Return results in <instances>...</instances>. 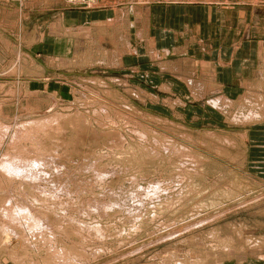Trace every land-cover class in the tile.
Here are the masks:
<instances>
[{"label": "rangeland", "instance_id": "obj_1", "mask_svg": "<svg viewBox=\"0 0 264 264\" xmlns=\"http://www.w3.org/2000/svg\"><path fill=\"white\" fill-rule=\"evenodd\" d=\"M252 23L264 0H0V264H264V78L212 83Z\"/></svg>", "mask_w": 264, "mask_h": 264}, {"label": "crops", "instance_id": "obj_2", "mask_svg": "<svg viewBox=\"0 0 264 264\" xmlns=\"http://www.w3.org/2000/svg\"><path fill=\"white\" fill-rule=\"evenodd\" d=\"M255 25L258 26V24ZM248 30H252L250 37L243 39L239 44L237 32L229 34V42H226V49L223 51L225 58L221 63L225 80L211 81L213 85L216 84L214 87L221 85L224 89L239 90L252 85L260 76L264 78V28H254L252 23L251 29ZM231 46H234L235 51L231 50ZM237 53H243L245 58L238 61ZM261 129L260 132L253 133L251 137L252 160L256 163H264V125ZM257 152L261 153L259 157ZM260 163L259 165H261Z\"/></svg>", "mask_w": 264, "mask_h": 264}, {"label": "bare ground", "instance_id": "obj_3", "mask_svg": "<svg viewBox=\"0 0 264 264\" xmlns=\"http://www.w3.org/2000/svg\"><path fill=\"white\" fill-rule=\"evenodd\" d=\"M140 32H141V31H140ZM262 72H263V71H262ZM255 113H256V112H255ZM254 116L256 117V115H254ZM47 118H48V117H47ZM255 121H256V120H255ZM249 123H250V122H249ZM172 124H173V123H172ZM40 126H41V125H40ZM51 126H52V125H51ZM58 129H59V128H58ZM146 130H147V129H146ZM14 135H15V134H14ZM150 135H151V134H150ZM11 159H12V158H11ZM7 162H8V161H7ZM9 162H10V161H9ZM37 162H39V161H37ZM46 163H47V162H46ZM6 166H7V165H6ZM15 166H16V165H15ZM20 166H21V165H20ZM3 167L6 168L5 170L7 171V173H11V174H12V173H19V172H20L18 168H14V166H13V168H14V169H13V168L11 167V165H10V166H7V167H5V166H3ZM17 167H18V166H17ZM24 167H25V166H24ZM26 167H27V166H26ZM20 168H22V167H20ZM2 169H3V168H2ZM26 171H27V170H26ZM27 172H28V171H27ZM24 174H25V173H24ZM96 175H97V174H96ZM23 176H24V175H23ZM37 176H38V175H37ZM23 178H24V177H23ZM28 179H29V178H28ZM9 180H10V179H9ZM32 183H33V182H32ZM54 193H55V192H54ZM49 197H50V196H49ZM28 204H29V203H28ZM24 207H25V206H24ZM30 207H31V206H30ZM19 210H20V209H19ZM19 210H18V211H19ZM21 211H22V214H23V215H24V214H25L26 216H27L28 214L30 215L29 217H30V219H31L32 221H31V225L29 224V226H31V227H32V226H33V227H36V226H37V227H38V226H42V223H41V222H42L43 219L40 221V220H39V219H40V218H39L40 216L38 217V218H39V219H38V218L36 217V215H33V213H32L33 211H32V210H30V211H32V212H31L32 214L30 213L29 209H27V208L23 209V207H22ZM23 212H24V213H23ZM16 213H17V212H16ZM14 215H15V214H14ZM16 215H17V214H16ZM19 215H21V214L19 213ZM25 215H24V216H25ZM17 216H18V215H17ZM17 216H16V217H17ZM21 216H22V215H21ZM16 217H15V218H16ZM18 217H19V216H18ZM22 217H23V216H22ZM41 217H42V216H41ZM8 219H9V218H8ZM20 219H21V217H20ZM28 219H29V218H28ZM44 219H47V218L44 217ZM11 220H12V219H11ZM18 220H19V218H18ZM25 220H26V219H24L23 221H25ZM9 221H10V220H9ZM15 221H16V220H15ZM45 221H46V220H45ZM12 222H13V221H12ZM18 222H19V221H18ZM26 222H27V221H26ZM3 223H4V222H3ZM15 223H17V222H15ZM27 223H30V222H27ZM43 223H44V222H43ZM46 223H47V222H46ZM46 223H45V225H46ZM19 224H20V223H19ZM25 225L28 226V224H26V223H25ZM5 226H6V225H5ZM11 226H12V225H11ZM49 226H50V225H49ZM3 227H4V226H3ZM6 227H7V226H6ZM6 227H5V228H6ZM37 227H36V228H37ZM10 228H11V227H10ZM17 228H18V227H17ZM40 228H41V227H39V228H37V229H40ZM45 228H47V227H45ZM32 229H33V228H32ZM34 229H35V228H34ZM34 229H33V231H34ZM37 229H36V231H37ZM4 230H5V229H4ZM4 230H3V232H5V231L7 232V231H9V228H6L5 231H4ZM40 230H41V229H40ZM42 230H45L44 227H43ZM38 231H39V230H38ZM1 232H2V231H1ZM9 232H10V231H9ZM12 233H13V232H12ZM43 233H44V232H42V234H43ZM3 234H4V233H3ZM5 234H7V233H5ZM38 234H39V233H38ZM40 235H41V233H40ZM43 235H45V234H43ZM43 235H42V236H43ZM4 236H5V235H4ZM51 236H52V234H51ZM7 237H8V236H7ZM9 237H10V235H9ZM43 237H44V236H43ZM43 237H42V240H43ZM53 237H54V235H53ZM40 238H41V236H40ZM46 238H47V237H46ZM50 238H51V237H50ZM52 239H53V238H52ZM13 241H14V239H13ZM45 241H46V240H44V242H45ZM30 244H31V243H30ZM49 244H50V243H49ZM54 244H55V243H54ZM50 245H51V244H50ZM50 245H48V246H50ZM65 252H66V251H65ZM66 254L69 256L70 253H69V254L66 253ZM61 257H62V256H61ZM15 258H16V257H15ZM84 258H85V257H84ZM16 259H17V258H16ZM78 259H79V258H78ZM66 260H68V259H66ZM72 260H74V259H72ZM72 260H71V261H72ZM81 262H82V261H81Z\"/></svg>", "mask_w": 264, "mask_h": 264}]
</instances>
